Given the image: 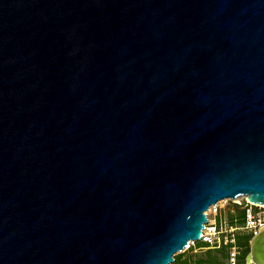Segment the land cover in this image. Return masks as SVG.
I'll return each mask as SVG.
<instances>
[{
  "label": "water",
  "instance_id": "1",
  "mask_svg": "<svg viewBox=\"0 0 264 264\" xmlns=\"http://www.w3.org/2000/svg\"><path fill=\"white\" fill-rule=\"evenodd\" d=\"M238 196L264 204V0H0V264H170Z\"/></svg>",
  "mask_w": 264,
  "mask_h": 264
},
{
  "label": "rangeland",
  "instance_id": "2",
  "mask_svg": "<svg viewBox=\"0 0 264 264\" xmlns=\"http://www.w3.org/2000/svg\"><path fill=\"white\" fill-rule=\"evenodd\" d=\"M245 201V196H238L233 199H228V201L221 200L217 203L219 204V213L217 215L214 214V206H210V208L206 211V214L209 219H212L213 221L215 220L218 226V230L225 229L226 227L231 228L232 226L241 225V213L243 211V208L241 207L242 205H240V203H244ZM238 232L239 235H236L237 244L239 245V248L237 249L239 251L237 259L238 261L240 260V262H242V257L246 255L245 252L247 250V246L243 244H245L244 241H246L247 239L241 237L243 236V231ZM232 233L233 232L224 233V236L230 234V238H232ZM239 236L241 238H239ZM211 237L213 240H217L218 235H213ZM222 239L224 241L226 238ZM217 244L218 243H216L215 241H213L212 243L203 240L196 241L192 243L190 247L181 252H178L175 256L176 262L173 264H230V253L232 251L231 246L225 245L223 243L219 248L217 247ZM247 256L244 264H246Z\"/></svg>",
  "mask_w": 264,
  "mask_h": 264
},
{
  "label": "built area",
  "instance_id": "3",
  "mask_svg": "<svg viewBox=\"0 0 264 264\" xmlns=\"http://www.w3.org/2000/svg\"><path fill=\"white\" fill-rule=\"evenodd\" d=\"M227 198L225 201H228ZM220 202V201H219ZM242 205L244 211V217L241 218L242 223L241 225L232 226L231 228L226 227L225 229L218 230L217 223L215 220L209 219V222L206 224L205 229L203 231L204 237L201 238L203 241H207L212 243L215 241L217 244V247H221V244L229 245L231 246V257H230V264H238V255L239 251L237 250L239 248V245L237 244L236 235H239L238 231H243L242 234H247L251 237L250 242L258 236L262 230L264 229V204H253L251 202H248L247 198L244 203H240ZM214 214L217 215L219 213V204H214ZM208 229V230H207ZM209 229H213L210 230ZM214 231L217 233L218 237L217 240H213L211 236L212 232ZM227 232H233L232 238H230V234H227L224 236V233ZM236 232V234H235ZM241 235V234H240ZM222 238H226L224 241ZM200 240V241H201ZM253 264H258L256 262H253Z\"/></svg>",
  "mask_w": 264,
  "mask_h": 264
},
{
  "label": "trees",
  "instance_id": "4",
  "mask_svg": "<svg viewBox=\"0 0 264 264\" xmlns=\"http://www.w3.org/2000/svg\"><path fill=\"white\" fill-rule=\"evenodd\" d=\"M241 215H242V217H244V211H242ZM242 235H243V236H241V237L246 238L247 240L244 241L245 244H243L244 242L241 243V244L247 246V250H246V252H245L246 255H244V256L242 257V258H243V261L240 262V260H239L238 264H244V263H245L246 256L248 255L247 253L250 252V240H251V237H250L249 235H247V234H242ZM241 237L239 236V238H241ZM240 257H241V256H240ZM240 259H241V258H240ZM175 262H176V260H175ZM175 262H174V263H175Z\"/></svg>",
  "mask_w": 264,
  "mask_h": 264
},
{
  "label": "bare ground",
  "instance_id": "5",
  "mask_svg": "<svg viewBox=\"0 0 264 264\" xmlns=\"http://www.w3.org/2000/svg\"><path fill=\"white\" fill-rule=\"evenodd\" d=\"M246 197V196H245ZM247 198V200H248V202H251L249 199H248V197H246ZM222 200H226L225 198L224 199H222ZM221 201V200H220ZM218 203V202H217ZM216 203V204H217ZM253 203V202H252ZM254 204V203H253ZM214 205V204H213ZM212 206V205H211ZM208 230V229H207ZM210 230H213V229H209V231ZM212 232V235H217V233H215L214 231H211ZM202 237H204V234L202 235ZM194 242H196V241H194V240H190V242H189V245L188 246H185V248H183L182 250H180L179 252H181V251H183V250H185L186 248H188V247H190L191 246V244L192 243H194ZM178 253V252H177ZM176 254V253H175ZM174 256H176V255H174ZM250 260H252V257L250 258ZM174 262H172V263H170V264H173ZM260 264H264V262H260Z\"/></svg>",
  "mask_w": 264,
  "mask_h": 264
}]
</instances>
